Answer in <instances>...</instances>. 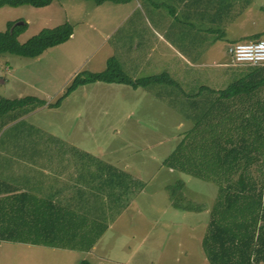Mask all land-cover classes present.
<instances>
[{
    "label": "rangeland",
    "instance_id": "374dc122",
    "mask_svg": "<svg viewBox=\"0 0 264 264\" xmlns=\"http://www.w3.org/2000/svg\"><path fill=\"white\" fill-rule=\"evenodd\" d=\"M196 2L200 5L185 2L188 7L184 8L182 0H121L120 3L109 0L100 6L93 1L61 0L45 8L0 9V32H5L9 23L27 24L18 38L21 44L44 29L67 22L74 26V35L68 42L47 50L37 59L11 54H4L0 59V103L26 97L47 101V106L26 107L1 118L0 150L46 147L50 151L68 152L62 158L66 162L72 149H88L95 156V163L107 162L120 172L138 177L141 183H136L134 193L143 195L135 202L134 198L131 200L132 204L137 202L134 206L125 203L129 186L124 181V185L107 182L103 192L95 191L101 203H87L93 210L86 212L109 222V226L118 210L128 206V214L109 227L104 240L110 245L108 259L115 264H211L203 240L211 222V210L220 195L219 187L175 173L164 167L163 161L198 121L201 112L195 102L203 100V95L219 97V91L247 72L248 65L237 64L229 48L233 44L264 39V0ZM216 6L219 17H213L214 25L209 21ZM202 11L208 19L212 38L228 32L238 39L236 43L224 44L228 50H222L219 56L208 53L197 58L186 50L183 36L200 28L193 25L200 24ZM189 12L194 14L190 16ZM167 25L174 26L173 30L178 32L175 39L168 37L169 31H174ZM161 36L170 40L177 51L164 52ZM110 59L116 60L125 76L131 79L167 73L177 86L163 83L135 90L120 84H90L67 97L60 108H49V104L64 95L78 74L102 72ZM202 87H206L203 93ZM151 92L156 99L148 95ZM260 98L264 99V88ZM9 168L0 172H8ZM69 175V166L48 167L47 181L69 183ZM181 181L183 186L179 184ZM99 182L105 181L97 180V187ZM35 183L38 184V178ZM170 187L176 188L191 205H197L194 212L201 208L209 213L179 216L180 220L172 224L169 221L174 212L167 207ZM106 194L116 202L106 204ZM135 207L142 213H134ZM164 230L171 231L169 237L163 234ZM157 233L162 238L155 239ZM138 245L132 261L130 250ZM76 246L64 250L26 245L22 250L32 253L22 259L33 258L29 264H78L87 260L78 251H87ZM99 264L107 263L102 260Z\"/></svg>",
    "mask_w": 264,
    "mask_h": 264
},
{
    "label": "trees",
    "instance_id": "16d2710c",
    "mask_svg": "<svg viewBox=\"0 0 264 264\" xmlns=\"http://www.w3.org/2000/svg\"><path fill=\"white\" fill-rule=\"evenodd\" d=\"M55 1L61 0H0V9L45 8ZM85 1H93L100 6L109 0ZM114 2L120 3L121 0ZM26 28L25 22L9 23L8 29L0 32V59L4 54L37 59L47 50L65 44L74 35V26L67 22L44 29L21 44L18 38ZM247 67V72L229 83L225 90L218 94L210 91L219 97L203 95V100L195 102L201 112L198 121L163 161V166L175 173L187 174L219 187L220 195L211 210V222L203 240L211 264H264V99L260 98L264 88V65ZM96 83L120 84L135 90L163 83L177 86L167 73L131 79L125 76L116 60L110 59L102 72L78 74L64 95L49 104V108H60L63 101L79 88ZM202 88L203 93L206 87ZM44 106H47V101L36 97L3 100L0 103V120L16 110ZM232 127L234 132L228 134ZM218 129L222 130L220 137L216 136ZM236 142L238 145L230 147ZM257 171H260L259 175ZM124 180L122 175L110 173L105 182H99V187L90 188L96 196V192H103L107 182L124 185L127 183ZM179 184L183 186L184 183L181 181ZM169 192L175 208L195 211L197 205H191L176 188L170 187ZM96 197L101 203V198ZM104 202L113 204L116 200L107 198ZM88 210H93V207L85 205L73 210L71 204L57 205L51 200H31L27 194H16L13 200H0V243L65 250L80 245L89 251L108 230L109 222L93 218L86 212ZM79 264L91 263L82 260Z\"/></svg>",
    "mask_w": 264,
    "mask_h": 264
},
{
    "label": "crops",
    "instance_id": "0c3cea01",
    "mask_svg": "<svg viewBox=\"0 0 264 264\" xmlns=\"http://www.w3.org/2000/svg\"><path fill=\"white\" fill-rule=\"evenodd\" d=\"M182 1L184 2V8L188 7L185 2H188L189 4L190 2L193 4H198L196 0ZM198 5H200V3ZM216 7L217 8L212 9L209 21L210 24L214 25L216 23L214 22L213 17L215 15L219 17V7ZM189 14L190 16H192L194 13L191 14L189 12ZM200 19V24L197 22L196 26L193 25V27L200 28L196 29L194 32H186L183 36L185 37L184 44L186 46V50L191 56L196 55L197 58H201L203 56H206L208 53L216 54V56H219L222 50L223 52L228 50V47L224 44H233L238 41L236 35L230 36L228 32L212 38V30L209 27V23L207 22L208 19L204 15L203 11L202 14H200ZM167 26L169 30H173L174 28V26ZM204 32H206L207 34H204ZM177 35L178 32L176 31H174L173 33L169 31L168 33V37H172L173 39H175ZM161 39H163V45H161L163 47L164 52H172L173 50L177 51L175 46L171 42H169L170 40H167L162 36ZM148 95L152 96L154 99L157 98L152 92L148 93ZM246 117H248V114L246 115ZM230 129L232 130L228 131V134H232L234 132L233 127ZM221 132V129L216 130V136L220 137ZM236 145H238L237 142L230 147H235ZM72 150L73 151H71L70 153V159L66 162H63L62 158L67 155L68 152L50 151L46 147L24 146L0 150V170L10 167L8 172H0V200H13V197L16 194L24 193L27 194L29 196V199L31 200H51L57 205L71 204L73 210H78V208H83L85 205H88L87 203L89 201H92L94 203L98 202L96 197L97 195L94 196V190H92V188L90 187L95 186V182L97 180H107L109 178L110 173L122 175L125 178L124 181H126L129 185L130 188L125 191L124 197L125 203H127L128 206H130L131 200L133 198L135 202L138 197H141L143 195V193L140 192L136 194L137 196H135L134 193L136 189V183L140 182L138 181V177H135L133 175L131 176L126 172H120L116 169V167L110 165V163L107 162L95 163V156L91 152H89L88 149L79 150L78 148H74ZM72 154H74V156ZM52 166H69L70 182L60 183V181L57 180L53 182H48V167ZM16 167H18L19 173L17 172ZM36 178H38V184L35 183ZM149 195L151 197L154 196L152 192H150ZM107 198L110 197L106 194L105 200H107ZM136 203L131 204L132 206H134ZM167 207L171 208L172 212H174L171 214L170 217L169 222L171 223L175 222L174 220L179 221L181 218L179 216H187L191 213L202 214L203 216V214L208 212L204 209L200 210L199 212L184 211L175 208L171 200L167 203ZM125 208L122 210H118L115 216H110L112 217V220L109 227L113 226V224L117 222V220L120 219L121 216L128 214V208ZM133 212L137 214L142 213L138 207H135ZM175 212H178L179 215L175 214ZM184 218L185 217H183V219ZM209 224L210 223H208L206 233L208 232ZM200 225L203 227L204 222L200 221ZM204 228H206V225H204ZM109 231L110 230L108 228L102 238L93 246L91 250L87 252L78 251L79 253L85 255V258L87 257V260L90 261L91 264H99L102 262V260L105 261L107 264H115L114 260L108 259L110 258V245L104 242ZM162 232L164 235H168V237L171 234V231L168 230H164ZM159 238L162 237L157 233L155 239ZM101 240L103 241V243ZM12 244V242L0 243V264H29V262L33 261V258H26L25 260L22 259L24 255H26V257H30L29 255L32 253L30 251L27 252L22 250V246H30L31 244L17 243L18 247H14L12 246ZM138 250L139 245L135 248H132L130 250L129 259L133 261L132 258H134ZM17 256H19L20 258H17ZM80 261L81 260H79V262Z\"/></svg>",
    "mask_w": 264,
    "mask_h": 264
},
{
    "label": "built area",
    "instance_id": "2783aa9c",
    "mask_svg": "<svg viewBox=\"0 0 264 264\" xmlns=\"http://www.w3.org/2000/svg\"><path fill=\"white\" fill-rule=\"evenodd\" d=\"M230 54L237 64L251 66L264 65V39L255 42H243L232 46Z\"/></svg>",
    "mask_w": 264,
    "mask_h": 264
}]
</instances>
